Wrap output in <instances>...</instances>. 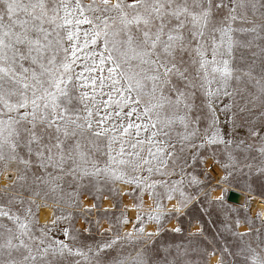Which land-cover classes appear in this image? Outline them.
I'll return each mask as SVG.
<instances>
[{
    "label": "snow or ice",
    "instance_id": "obj_1",
    "mask_svg": "<svg viewBox=\"0 0 264 264\" xmlns=\"http://www.w3.org/2000/svg\"><path fill=\"white\" fill-rule=\"evenodd\" d=\"M213 256L264 264V0H0V264Z\"/></svg>",
    "mask_w": 264,
    "mask_h": 264
},
{
    "label": "rangeland",
    "instance_id": "obj_2",
    "mask_svg": "<svg viewBox=\"0 0 264 264\" xmlns=\"http://www.w3.org/2000/svg\"><path fill=\"white\" fill-rule=\"evenodd\" d=\"M164 239H165V241H169V240H170V237H164ZM181 239H182L181 237L177 236V237L175 238V240H173L172 242H180ZM211 258H212V257H211ZM211 258H210V260H209V264L211 263Z\"/></svg>",
    "mask_w": 264,
    "mask_h": 264
},
{
    "label": "bare ground",
    "instance_id": "obj_3",
    "mask_svg": "<svg viewBox=\"0 0 264 264\" xmlns=\"http://www.w3.org/2000/svg\"><path fill=\"white\" fill-rule=\"evenodd\" d=\"M238 199H240V202L242 203V199L240 198V195H239ZM257 207H260V205L257 204ZM48 211H49V213H50L51 210L49 209ZM42 219H43V217H42ZM215 260H216V257L213 256V257L211 258V263H210V264H215Z\"/></svg>",
    "mask_w": 264,
    "mask_h": 264
},
{
    "label": "water",
    "instance_id": "obj_4",
    "mask_svg": "<svg viewBox=\"0 0 264 264\" xmlns=\"http://www.w3.org/2000/svg\"><path fill=\"white\" fill-rule=\"evenodd\" d=\"M238 197H239V194L234 193V199H238Z\"/></svg>",
    "mask_w": 264,
    "mask_h": 264
}]
</instances>
